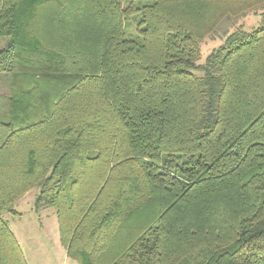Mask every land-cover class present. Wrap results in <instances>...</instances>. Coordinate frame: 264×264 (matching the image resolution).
I'll return each mask as SVG.
<instances>
[{
	"label": "trees",
	"instance_id": "1",
	"mask_svg": "<svg viewBox=\"0 0 264 264\" xmlns=\"http://www.w3.org/2000/svg\"><path fill=\"white\" fill-rule=\"evenodd\" d=\"M0 38V264L32 190L77 264H264V0H0Z\"/></svg>",
	"mask_w": 264,
	"mask_h": 264
},
{
	"label": "rangeland",
	"instance_id": "2",
	"mask_svg": "<svg viewBox=\"0 0 264 264\" xmlns=\"http://www.w3.org/2000/svg\"><path fill=\"white\" fill-rule=\"evenodd\" d=\"M136 19L139 21L140 16ZM232 22L235 25L229 20L225 21L214 37L208 38L201 44V59L198 64H204L206 58L224 43L226 37L236 27L241 26L244 30L251 31L260 25L261 17L250 14L237 22ZM135 23L138 25L137 22ZM132 39L142 41L137 34ZM3 42L4 40L0 38V49H3ZM201 74L197 72V75ZM6 80H9V83ZM8 85H10L9 75L0 73V123L10 121L8 113L10 87L8 88ZM37 194L38 190H32L16 203L15 210L18 215L12 216L7 213L3 215L4 220L20 242L27 264H77L67 257L66 250L61 245L56 211L53 209L35 211Z\"/></svg>",
	"mask_w": 264,
	"mask_h": 264
},
{
	"label": "crops",
	"instance_id": "3",
	"mask_svg": "<svg viewBox=\"0 0 264 264\" xmlns=\"http://www.w3.org/2000/svg\"><path fill=\"white\" fill-rule=\"evenodd\" d=\"M17 239V238H16ZM18 241V240H17ZM19 243V245H20V242H18ZM20 247H21V245H20ZM25 257V256H24ZM26 259V258H25Z\"/></svg>",
	"mask_w": 264,
	"mask_h": 264
}]
</instances>
